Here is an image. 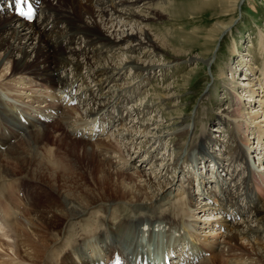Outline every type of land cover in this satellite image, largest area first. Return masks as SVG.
<instances>
[{
  "label": "bare ground",
  "instance_id": "6f19581e",
  "mask_svg": "<svg viewBox=\"0 0 264 264\" xmlns=\"http://www.w3.org/2000/svg\"><path fill=\"white\" fill-rule=\"evenodd\" d=\"M71 1L67 3L64 0H52L51 2L44 0L41 16L28 24L24 20H17L12 14H0V88L4 89L2 90L3 94L9 95L10 92H15L24 104L27 103L29 106L40 105L44 108L43 111L40 108L36 110L45 118L53 116L51 110L63 107L62 111L56 110L57 112L61 111L57 121L64 125L67 134L69 129L71 130L74 126L85 121L84 116L106 111L105 108L109 100H106L108 94L98 92L103 89L105 82L108 85L109 82L113 81V85L107 86V90L111 91L115 87L118 92L117 99L121 101L122 98L124 100V93H127L129 89L124 87L125 82L117 83L119 75L124 74L127 70H133L137 76L146 75L157 67L163 66L148 59L149 55L146 54V52L156 54V52L160 53L161 51L162 53L164 51L161 44L150 33L148 22L156 18L157 13H163L164 10L166 11L165 14L168 13L172 16L183 11L179 8L180 4L173 5L170 1L165 2L164 0ZM158 2L161 5L165 2L163 10L159 7L155 8L154 4ZM90 5L98 10H89ZM227 26L230 25H220V32H224ZM138 49L143 50L144 61L132 54ZM95 52L97 53L95 54ZM124 55L125 58H123ZM185 59L187 58H177L176 61H173H186ZM212 59L210 56L201 59V61L208 66ZM243 60L246 61L247 59L243 58ZM67 67L69 70H66ZM85 68L87 69L86 75L85 72L83 73ZM233 72L231 71V73ZM242 77L244 82H248L246 76L243 75ZM87 78H90L89 81ZM55 79L63 86H70L76 82V86L81 90V95H84L82 101L85 102L82 106V109L85 107L84 110H80L78 106L61 105L55 90L47 91L52 83H56ZM231 84L233 85V83H229L228 92H233V88L236 89L235 85L230 88ZM241 84L244 86L249 84L247 88L253 93L258 89L264 92V78L263 81L261 80L260 86L258 85L259 88L255 90L252 89L250 83ZM126 85L130 86L132 91H129L131 95L126 97L128 99L132 94H135L133 92L135 88L131 83ZM240 95L243 98L246 93L242 91ZM44 97L50 98L52 103L44 102L42 104L43 100L40 98ZM170 97L172 96L157 93V99L160 101ZM13 98L18 100L16 97ZM261 98L259 102L264 103V95ZM239 100L232 99L233 104L229 105L227 111L224 112V124L235 123L237 127L236 132L233 133V138L237 137V143L232 138V142L227 146V151H224V157L218 155L219 151L223 149L217 147L218 144L214 143L210 133L208 136L204 132L200 133L195 144L190 146L187 153L184 154L185 149H183V144L180 141L187 137L189 128L183 124L184 116L177 113L173 120L171 119L172 123L168 124L172 127L169 133L171 140L177 148L181 149L172 163L168 161L166 163L156 162L155 167L148 173L144 168H140L136 171L137 173H130L133 177L135 176L131 183L124 181V184L118 185L110 184L108 181L99 185L102 191H104L105 186H109L111 191H114L113 193L118 194L119 192L124 198L104 196L99 200L98 198L93 199L97 196L85 198L76 195L74 197L64 185L61 191L64 196V199L61 197V206L52 207L51 211L42 212L40 210L35 212L36 207H38L36 201L39 194L45 191L37 192L38 196L31 204L30 190L24 198L17 193L21 185L16 183L18 177H14V175L19 172L4 171L0 164V264H45L40 262L42 254L53 241L51 247L55 253H57V249L62 248L57 253L61 257L57 259L55 264H90L91 260L103 250V246L112 247L110 246L111 241L116 243L117 240L121 242L124 239V249H126L131 240H129L126 232H124L123 237L121 231L117 230V226L113 229V215H109L105 219L107 225L103 228H97L95 225L91 228L82 226L86 222L87 216L94 212L93 209L97 208L100 212L106 213L107 211L103 209L104 204L109 207L115 206V208L116 205L122 207L124 205V209L120 208L119 213L126 217H133V223L155 216L159 219V227H163L166 231H168L167 226L169 229L174 228L177 231L181 225L187 229L190 228L195 237L200 238L199 240L202 242L209 243L205 246H209L210 258L202 259L199 264H264V187L257 185L254 181V178L259 177L264 182V172L254 174V170L246 164V160H252L250 154L255 155L261 151L264 141L261 140L257 144L260 147L257 146L253 149L250 147L252 151H247L249 149L247 141L239 129L243 126L245 131L263 138L264 117L259 116V107H254L251 112L244 115ZM247 100L250 99L247 98ZM133 105L136 115L141 113L145 115L144 113L153 110L155 103L146 100L143 103L134 102ZM8 106L9 104L0 98V160L1 158L6 159L9 165L7 161L4 162L7 163L8 167L13 170L22 168L21 173H27L30 177L32 176L31 179L35 178L45 182L57 192L56 183L58 179L61 181L60 184H65L67 178L73 177L69 174L73 172V161L70 164L68 162L69 157H66L67 153L58 151L57 148L60 149V147L54 146L53 148V145L48 144L49 142L44 140L45 137H42L48 129L50 131L49 127H52V124L44 122L42 129L27 130L26 128L35 124L30 120V112L20 110L21 112L17 113L26 119V123H22L15 114L11 118L7 110ZM134 121L133 119L127 121L122 128L112 131L109 135L97 137L94 141L96 144H101L102 152L99 154L105 163H107L106 158L113 159L112 162L117 166L115 172H120L122 166L128 167L127 164H131L130 161L137 155L132 148L139 140V136L132 134L131 129H129V124L131 123L132 126ZM251 123L255 124L252 125ZM141 126L146 130L150 129L146 122L142 123ZM215 127L223 128V124H218ZM217 128L215 129L218 130L219 128ZM163 129H165V125L159 126L157 123V127L154 126L153 128V133L150 136H144L147 137V140L162 145L166 136L162 131ZM89 130L91 131V128ZM32 131L41 135L39 138L41 151H38L39 146H34V140L32 142L31 138L27 139L29 132ZM214 131L212 130V132ZM16 136V140L11 143L10 140ZM49 137L53 138L54 141L56 140L58 144L62 141V137L59 136V140L55 136L49 135ZM84 140L88 141L85 138ZM14 144L19 145L12 152L9 151ZM1 146H5V149L1 150ZM85 147L84 154L88 158H93L92 149L87 145ZM213 147L215 152H213ZM210 148L212 150L206 151ZM190 151L197 152V154L192 157ZM204 157L209 158L211 163V165L209 163L207 165L212 167L210 176L212 179L204 175L207 162L202 160ZM222 160L229 161L225 168V178L221 177L222 169L220 170V168L222 166L220 164H222ZM232 160L244 164L241 173L244 176L241 188L235 182L234 177L229 179L231 167L234 169L237 166ZM189 161L193 162L191 167L184 166ZM96 162L98 161L96 160ZM261 164L263 166L260 168L263 169L264 156L257 167ZM108 167L111 168L109 165ZM74 169L76 170V167ZM171 174H173L172 179L168 178ZM196 178L198 184L195 186ZM175 179L178 181L177 183L174 182ZM191 181L194 183L192 184ZM253 185L256 186L253 187ZM182 194L186 197L185 201L181 199ZM240 194L247 197L244 207L241 206V203L237 205L240 210H246L240 220L229 222L224 216L213 215L214 212L212 211L223 208L226 201L234 202ZM202 195H205V201L202 200ZM170 196L176 197L173 199L177 201H173L170 203L171 206L165 207L164 200L171 201ZM195 196H200V203L202 206L204 205V208L212 207L211 213L204 215L203 222L199 221L198 217L201 211L198 208L199 205L196 206L192 203ZM118 198L122 200L118 201ZM121 210L122 212H120ZM127 210H129L128 213ZM16 211L22 213L23 219L17 216ZM60 218L67 220L63 223L64 219L61 221ZM71 219H77L74 221V225L82 226L81 231L85 232L83 235L86 237L96 234L99 238V244L97 241L86 243L81 234L75 235L76 233L69 229ZM217 224L218 227H216ZM209 226L211 227L209 228ZM221 226L224 227L223 231ZM109 232L111 234L108 235ZM244 235L248 237H244ZM243 237L248 246H241L238 243V240L244 239ZM87 238L90 239V237Z\"/></svg>",
  "mask_w": 264,
  "mask_h": 264
},
{
  "label": "rangeland",
  "instance_id": "374dc122",
  "mask_svg": "<svg viewBox=\"0 0 264 264\" xmlns=\"http://www.w3.org/2000/svg\"><path fill=\"white\" fill-rule=\"evenodd\" d=\"M51 1L52 0H50V2ZM64 1L67 3L72 2L71 0ZM164 1H170V3H173V5L180 4L179 8H181L183 11L175 16H172L168 13L165 14L166 11L164 10L163 13H157L155 15L156 18L151 19L148 22L150 33L152 34V36H154V38L157 39V42L161 44L164 51H162V53L161 51L160 53L156 52V54L146 52V54L149 55L148 59L154 60L158 64H161L163 66L157 67L151 73L146 74L150 78H152L150 79V82L138 81L137 78L139 76L133 73V70H127L124 74L119 75L120 77H117V83L125 82L124 87L127 86L126 84L131 83V85L135 88V90L133 91L135 92V98L133 99L135 101L132 100L130 106H134V102L143 103L146 100H150L151 102L155 103L153 110H149L148 112L144 113L145 115H143L142 113L140 115H137V120H133V125L131 126V123L129 124V129H131L130 131L132 132V134L139 136V140H137V143L134 144V147L132 148L137 153V155H135V157L130 161L132 167L124 168L122 166V168L119 170L120 172H115L117 166L112 162L113 159L109 160L108 158H106L107 163H105L104 160L101 159V155L99 154L100 152H102V149H100L101 144L94 143L95 140L86 141L84 139L71 136L69 135V132L67 134L64 125L61 122L54 120L50 122V125L52 124V127H49L50 131L49 129L47 130L48 135L47 131L44 130L46 132L42 137H45L44 140L49 142L48 144H52L53 148L54 146L60 147L61 150L57 148L58 151H61L62 153L65 152L67 153V155H69L67 156L64 153L66 157L70 158H68L69 163L73 161V172L69 173L73 175V177L67 178L65 184H60L61 181H59L58 179L56 183L58 193L50 188L45 182L40 180L37 181L40 184L47 185L48 189L47 191L45 190V192L39 194L38 200L36 201L38 207H36L35 212L40 210L42 212L51 211L53 209L52 207L61 206V197L64 199L61 191L64 185L68 188V190L74 197L76 195H80L85 198H92L94 196H97L93 199L98 198L99 200L104 196L123 197L121 196V194H119V192L118 194L113 193L114 191L112 192L109 186H105L104 192L101 190L99 185L108 181H110V184L113 183L118 185L124 184V181L127 183H131L135 176L133 177L132 175H130V173L136 172L140 168H144L147 173L151 172V169L155 167L154 165L156 161H159V159H156L154 165L152 166V160H148L147 158V155L151 154L152 151L158 152L156 150L161 149L159 151V154H167V157L165 158V160L161 161V163H166L167 161L172 163L176 156H178L181 152V149L177 148L174 145V142L171 140V135L169 133L171 132L172 127L171 125H168L172 123L173 117L177 113H180V115L184 116L185 120L183 124H186V126H188L189 128L187 137L180 141V143L183 144V149H185L184 154L187 153L190 146H193L195 144L200 133L204 132L208 136L210 133L211 137L214 139V143L218 144L217 147L219 149H223L222 151H219V153L217 151L218 155L221 157H224V151H227L225 148H222V146H229V144L232 142V138L234 135L233 133H235L237 129L235 123L224 124L223 122L224 112L227 111L229 105L233 104L232 99H240L239 101L242 104V107L240 108H242V110L244 111V115L247 112H251L254 107H259V116L264 117V103L259 102V99H262L261 97L264 95V92H262L261 89H258L253 93L247 88L249 84L247 86L241 84L245 83L246 85L247 83H250L252 89L255 90L259 88L261 80L263 81L264 78V0ZM165 2H163L164 4L162 5L159 2L155 3L154 6H156L155 8L159 7V9L162 8L163 10ZM89 10L98 9L90 5ZM224 24L230 26H227V29L224 32H220L219 26ZM96 53L97 52H95V54ZM132 54L139 57L141 61H144V57H142V49H138ZM210 56H212L213 58L210 62V65H204L201 59H206ZM123 58H125V55ZM177 58H187L188 60L185 59L186 61L175 62ZM243 58L247 60L244 61ZM231 71L234 72L231 73ZM243 75L248 78V82H244L242 77ZM250 81L253 83H251ZM112 83L113 81L109 82L107 86H110ZM229 83H233V85L236 86V89L233 88V92H228ZM233 85L231 84L230 88L233 87ZM104 89L107 88L105 87ZM245 89L246 91H244ZM242 91L246 93L243 98H241L242 95H240V92ZM157 93L160 95L166 94L172 97L168 98L167 100L160 101L159 99H157ZM247 98H249L250 100H247ZM145 122L148 123L150 129L146 130L141 126V124ZM156 122L159 126H161L162 124L165 125V129H163L162 131L164 134H166V136L162 141V145H157L156 142L149 141L147 140V137L144 136H150L151 133H153L154 126L157 127ZM218 124H223V128H225L223 129L221 127H218V129L217 127H215ZM251 124L254 125L255 123ZM215 128H217L218 130H216ZM239 129L241 135L247 141V147L249 148L247 149V147L245 146L247 151H252V149L256 148L257 146L260 147V145L257 144H259L261 141L257 142V139H261L262 141H264V137L262 138L260 136H257L256 134H251L249 131H245L243 126H241ZM212 130L215 131L212 132ZM49 135H51V137L55 136V138L58 140L59 137H62V141H59L60 143L58 144L56 140L54 141V139L50 138ZM40 136V133L32 131L29 132L27 137V139L31 138L32 142L34 140V146H39L38 151H41L42 149L39 140V138H41ZM233 139L237 143V137H234ZM85 141L88 143H86ZM91 144L93 145L92 147L90 146ZM102 144H104V142H102ZM18 145L19 144H14L13 148L9 151L12 152V150H15ZM86 145L92 149L93 158H88L84 154ZM240 146L242 147V144H240ZM250 147H252V149ZM155 148L156 150H153ZM209 150L212 149H206V151ZM214 150L215 149L213 147V152H215ZM262 150H264L263 147L261 148V151H258L259 153H256L254 156L253 154H250L252 155L250 159L256 157L254 158V162L252 163L255 167L257 165V161L259 159H263L264 155L262 154ZM145 159L149 161L148 164H145ZM208 159L206 157L202 159L204 162L207 161L206 172H204L205 170L203 172L205 173V176H209V179H212V177H210L212 167L207 165V163L211 165ZM96 160L98 162H96ZM4 161L7 160L1 158L0 164L2 166V170H10L11 172L13 171V173L19 172L14 177H21L22 179L26 180V185L29 184V181L27 180H29L32 176L30 177V175L27 173H21L22 168L13 170L12 168L7 166V163L9 165V162L7 161L6 163ZM223 161L224 160L221 161L222 164L220 165L222 166V168H220V170L222 169L221 177L225 178V168L227 167V163ZM179 163H181V160H179ZM186 163L188 164H185L184 166L187 167H191V164H193V162L191 163V161ZM108 165L111 168H109ZM75 167L76 170L74 169ZM168 178L172 179L173 174L169 175ZM175 181L176 183L178 182L176 179L174 180V182ZM191 182L192 184L194 183V181ZM195 183L196 186L198 184L197 178ZM173 198V196H170L169 199H172L171 201H169L168 199H166V201L164 200V202L166 203L165 207L171 206L170 203H173V201H177L174 200L176 197L174 199ZM181 199L182 201H185L186 197L184 196V194H182ZM117 200L119 201L122 199L118 198ZM200 200V196H195L192 203L196 206L199 205L198 208L201 211L199 212L200 214H198V217L199 221L201 220L203 222L204 215L208 214L212 207L204 208V205L202 206ZM124 207V205L123 207L116 205V208L115 206L109 207L108 205H103L104 211L117 210ZM93 211L94 212L91 214L90 219H92L96 224L97 222L95 217L101 214V212L100 210H97V208L93 209ZM21 219L23 218L21 217ZM63 219L64 218H60L61 221ZM66 220L67 219H64L63 223ZM61 221L58 223L59 225ZM74 221H77V219H74ZM82 226L89 225L83 224ZM82 226H79V224L72 225V228L76 230L75 235L85 233L81 231ZM210 227L211 226H209V228ZM244 237L248 236L244 235ZM238 243H240L241 246H248L245 238L240 241L238 240ZM51 244L44 250L42 254L43 258L41 257L40 262L45 264H55L57 259L61 257L60 255H57V253H59L62 248L57 249V253H55L51 247ZM52 256H56V261H53L51 259Z\"/></svg>",
  "mask_w": 264,
  "mask_h": 264
},
{
  "label": "snow or ice",
  "instance_id": "6c2138e0",
  "mask_svg": "<svg viewBox=\"0 0 264 264\" xmlns=\"http://www.w3.org/2000/svg\"><path fill=\"white\" fill-rule=\"evenodd\" d=\"M17 11H19V9H17Z\"/></svg>",
  "mask_w": 264,
  "mask_h": 264
}]
</instances>
